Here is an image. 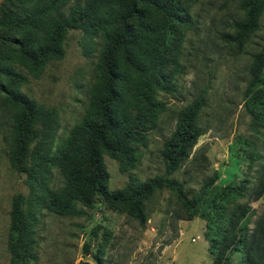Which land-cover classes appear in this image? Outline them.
<instances>
[{
  "label": "rangeland",
  "instance_id": "obj_1",
  "mask_svg": "<svg viewBox=\"0 0 264 264\" xmlns=\"http://www.w3.org/2000/svg\"><path fill=\"white\" fill-rule=\"evenodd\" d=\"M87 1L70 0L62 14ZM125 1L106 0L86 27L69 30L62 57L46 61L35 76L26 61L16 58L13 46L0 44V264H10L6 235L16 195L24 211L25 249L35 259L27 264H212L219 227L209 229L202 219L188 218L166 189L143 204V226L124 204L107 206L97 199L90 207L77 203L79 216H59L46 207L47 194L64 185L52 160L75 125L88 116L94 119L95 103L102 98V53L118 30L116 20ZM239 1L175 0L186 23L172 31L170 42L168 37L162 86L149 93L152 116L127 162L120 164L106 154L102 160L108 191L122 189L130 179L163 176L161 152L178 113L203 96L196 119L202 135L169 178L182 184L187 198L204 183L239 191L227 209L239 205L235 229L240 226L241 235L249 237L264 211V190L252 199L264 174V111L248 112L244 90L251 57L264 45V9L257 30L238 52L222 36L232 34V24L242 16ZM8 71L23 80L7 76ZM262 73L264 78V67ZM8 93L33 102L37 111L34 128L39 137L27 149L21 173L9 164L21 106L8 100ZM147 108L145 104L141 110ZM221 264H241V254L229 250Z\"/></svg>",
  "mask_w": 264,
  "mask_h": 264
},
{
  "label": "trees",
  "instance_id": "obj_2",
  "mask_svg": "<svg viewBox=\"0 0 264 264\" xmlns=\"http://www.w3.org/2000/svg\"><path fill=\"white\" fill-rule=\"evenodd\" d=\"M70 0H3L0 3V44L11 45L19 61H26L35 76L46 61L60 59L67 32L84 28L106 0H90L83 6L73 5L63 15ZM240 20L232 24V34L223 40L241 52L258 27L264 0H240ZM175 0H126L117 17V32L108 39L102 57V98L95 103L94 119L85 117L69 132L61 152L52 160L64 185L46 196V207L59 216H79L76 204L90 207L95 200L107 206L124 204L128 215L140 226L145 222L143 204L156 191L166 189L188 213V218L202 219L207 228L217 226L212 264H221L229 250L241 254V264H264V211L257 219L249 237L241 235L237 225L239 205L229 211L227 205L239 195L234 188H211L204 183L199 191L187 198L183 186L169 178L187 158L189 149L202 135L196 125L203 96L178 113L174 132L164 142L161 159L164 175L145 181L130 179L122 189L107 190V173L102 154L124 164L135 153L139 132L151 117L149 93L162 86L161 70L172 31L186 23L179 15ZM17 32V34H14ZM264 45L251 57L245 85V106L250 114L264 111ZM7 76L22 81L16 73ZM8 100L21 106L12 131L11 168L17 173L25 169L28 147L38 139L34 128L37 111L33 102L7 94ZM148 108L141 110L143 105ZM154 108V107H153ZM136 110L135 114L132 111ZM259 111V112H260ZM252 199L264 190V174ZM213 191V192H212ZM6 251L10 264H27L34 257L25 249V217L18 195L11 201L8 214ZM226 225L223 227L221 223ZM229 231V235L225 232ZM238 232V235L236 233ZM224 234L226 236H224Z\"/></svg>",
  "mask_w": 264,
  "mask_h": 264
}]
</instances>
